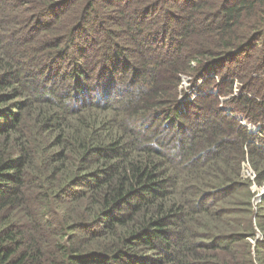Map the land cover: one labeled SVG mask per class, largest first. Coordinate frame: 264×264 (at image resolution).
Returning <instances> with one entry per match:
<instances>
[{
  "label": "trees",
  "instance_id": "trees-1",
  "mask_svg": "<svg viewBox=\"0 0 264 264\" xmlns=\"http://www.w3.org/2000/svg\"><path fill=\"white\" fill-rule=\"evenodd\" d=\"M257 187L264 0H0V264H264Z\"/></svg>",
  "mask_w": 264,
  "mask_h": 264
},
{
  "label": "rangeland",
  "instance_id": "rangeland-1",
  "mask_svg": "<svg viewBox=\"0 0 264 264\" xmlns=\"http://www.w3.org/2000/svg\"><path fill=\"white\" fill-rule=\"evenodd\" d=\"M39 78H35V80H38ZM34 83H37V82H35V81H33ZM184 88H188L189 87V81H188V78H185L184 79V81H183V85H182ZM184 88H182L183 90H184ZM191 90L192 89H189V92L191 93ZM248 126L249 125H247V128H248ZM249 129V128H248ZM253 131L255 130V127L252 129ZM244 172L246 173V174H249V175H251V176H253V174H254V171L250 168V166H249V164L247 163V162H245L244 163ZM257 190H258V193L261 191V190H263V187H257ZM257 193V194H258ZM257 194H256V196H257ZM255 196V197H256ZM256 202V201H255Z\"/></svg>",
  "mask_w": 264,
  "mask_h": 264
},
{
  "label": "water",
  "instance_id": "water-1",
  "mask_svg": "<svg viewBox=\"0 0 264 264\" xmlns=\"http://www.w3.org/2000/svg\"><path fill=\"white\" fill-rule=\"evenodd\" d=\"M249 130H252L250 129V125L248 126ZM254 128V127H253ZM264 197V190H261L257 196H256V200L260 201L262 198Z\"/></svg>",
  "mask_w": 264,
  "mask_h": 264
}]
</instances>
